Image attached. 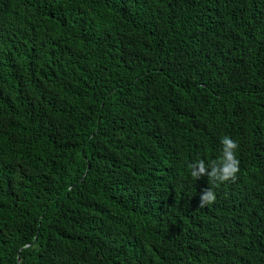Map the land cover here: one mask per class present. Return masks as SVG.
Here are the masks:
<instances>
[{
  "label": "trees",
  "instance_id": "trees-1",
  "mask_svg": "<svg viewBox=\"0 0 264 264\" xmlns=\"http://www.w3.org/2000/svg\"><path fill=\"white\" fill-rule=\"evenodd\" d=\"M0 264H264V0H0Z\"/></svg>",
  "mask_w": 264,
  "mask_h": 264
},
{
  "label": "clouds",
  "instance_id": "clouds-1",
  "mask_svg": "<svg viewBox=\"0 0 264 264\" xmlns=\"http://www.w3.org/2000/svg\"><path fill=\"white\" fill-rule=\"evenodd\" d=\"M221 156L219 159L211 160L205 163L203 159H196L188 164L191 178L196 181L206 176L213 187L225 182H235L237 174L240 171V161L237 158L238 143L225 135L220 140ZM216 201V194L213 188L203 190L199 208L213 204Z\"/></svg>",
  "mask_w": 264,
  "mask_h": 264
}]
</instances>
